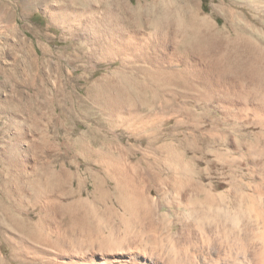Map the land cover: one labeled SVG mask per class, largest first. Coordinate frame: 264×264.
<instances>
[{
  "label": "rangeland",
  "instance_id": "1",
  "mask_svg": "<svg viewBox=\"0 0 264 264\" xmlns=\"http://www.w3.org/2000/svg\"><path fill=\"white\" fill-rule=\"evenodd\" d=\"M114 2L105 6L101 0H0V69L12 65L16 48L10 47L9 38L22 39V46L17 47L30 49L37 58V77H32L33 68L26 62L20 70L21 82L11 70L7 74L0 70V99L17 87L26 93L43 89L42 102L29 99L19 105L27 115L16 122L17 127L28 129H23L27 134L18 144L31 156H23L13 171L6 167L4 159L8 160L9 153L5 148L17 143L18 132L11 142L2 130L17 119L0 110V202L38 234L33 237L18 231L0 209L1 264H98L102 260L108 264H264V77L255 81L238 70L223 74L195 46H188L185 54L178 48L179 26L189 17L218 29L249 26L264 38V0ZM126 5L132 12L124 9ZM227 12L233 14L231 24L226 21ZM153 20L158 25H152ZM5 26H16V35L7 34ZM47 49L54 51L52 55L47 56ZM24 54L17 53L20 58ZM131 67L171 77L165 86L158 82L142 103L137 100L140 92L128 83L146 80L131 72ZM111 73L126 93L123 125L108 130L100 120L104 118L102 96H97L99 100L91 91L101 90L105 84L101 77ZM98 82L103 85L99 87ZM33 112L40 126L49 130L54 121L62 122L69 132V146L56 140L52 147L28 153L27 140L37 137L31 129ZM108 131H113L115 141L109 155L102 149ZM78 140L99 152L102 160L87 161ZM150 143L159 148H148ZM165 143L170 148L160 147ZM65 154L72 156L73 163L66 162ZM50 157L55 170L40 167L33 175L36 161L40 159L39 166L46 167ZM59 164L67 165L70 174L60 173L63 176L58 178ZM109 165L113 168L109 171L124 174L125 185L131 187L121 191L122 196L126 194L124 199L129 197L127 201L121 197L120 201L115 179L105 175ZM93 173L104 179L105 201L93 187ZM13 177L22 182L15 183ZM64 178L69 188L60 187ZM31 179L39 180L35 200ZM60 188L73 189L72 197L65 199L61 194L65 190ZM9 189L13 190L11 199L4 195ZM77 198L97 208L95 219L103 226L115 227L123 238L120 248L102 250L79 230H71L58 202Z\"/></svg>",
  "mask_w": 264,
  "mask_h": 264
},
{
  "label": "bare ground",
  "instance_id": "2",
  "mask_svg": "<svg viewBox=\"0 0 264 264\" xmlns=\"http://www.w3.org/2000/svg\"><path fill=\"white\" fill-rule=\"evenodd\" d=\"M105 6L112 4L115 0H101ZM115 3V2H114ZM127 12H132V9H130L127 5L124 8ZM225 9V8H224ZM167 8L164 7L163 12H166ZM138 13V12H137ZM136 13V15H137ZM140 14V13H138ZM133 15V13H132ZM135 15V14H134ZM133 15V16H134ZM141 16V14H140ZM139 17V16H137ZM140 18V17H139ZM139 18L136 20L137 22H141L139 20ZM68 20V19H67ZM233 20V14L230 12H227V16H226V21L227 23L231 24ZM80 21V20H79ZM134 21V19H133ZM135 21V22H136ZM72 22V21H71ZM206 21H202L201 19L196 20L193 17H189L188 20L181 24L180 30H181V35H180V40H179V52L185 54L186 51L188 50V46H195V50L201 54L202 56H206L209 57L211 59V62L213 65L218 66L219 67V72L221 73H233V71H237L243 73L244 75L247 74V77H251L253 78L255 81H258V78L260 79V77H264V47L262 45H264V38H259L257 36V32L254 28L249 27V26H228L226 29H218L215 26H213L212 24L206 22ZM75 23V22H74ZM79 24V23H78ZM137 24V23H136ZM152 25H158L157 21H152L151 22ZM138 25V24H137ZM132 26V25H131ZM97 27V26H96ZM151 27H157V26H151ZM106 28V27H105ZM104 28V29H105ZM100 29V28H99ZM75 30V29H74ZM179 29L177 28V31ZM98 31V30H97ZM97 34V33H96ZM110 34V33H109ZM99 35V34H98ZM94 36V34H93ZM113 36V35H112ZM115 36V35H114ZM262 36V35H261ZM98 39V38H97ZM101 39V38H100ZM102 42V41H101ZM98 43V42H97ZM127 46V45H126ZM135 46V45H134ZM123 47V46H122ZM121 47V49H123ZM97 48V47H96ZM129 48V47H128ZM193 48V47H192ZM120 49V50H121ZM133 49V47H132ZM98 50V49H97ZM135 50V49H134ZM108 51V50H107ZM111 52H115V49H110ZM119 51V50H118ZM117 51V52H118ZM125 51V50H123ZM123 51L121 50V52L123 53ZM120 52V53H121ZM130 53L132 51H129ZM188 52V51H187ZM101 53V52H100ZM110 53V52H109ZM136 53V52H135ZM134 53V54H135ZM91 54V53H90ZM88 54V55H90ZM103 54V53H102ZM112 54V53H111ZM119 55V54H118ZM131 55V54H130ZM188 55V54H187ZM107 56V55H106ZM133 56V55H132ZM140 56V55H139ZM105 57V56H104ZM122 57V56H121ZM134 57V56H133ZM132 57V58H133ZM137 57V56H136ZM118 58V57H116ZM130 58V57H129ZM119 59V58H118ZM132 62V61H131ZM211 65V66H213ZM214 67V68H215ZM123 68V67H122ZM131 72H134L135 74H142L144 76V79L146 80V82H133L132 83H128V85L132 88H134V90L139 91V98H137V100L139 99L140 102H146V98L148 96H150L151 94H153V88L156 87L157 85H159L161 83V85L165 86L164 84L167 83V77H171L170 75H166L165 72H156L155 70H140L137 67H131ZM217 69V68H216ZM183 70V69H182ZM128 71V70H127ZM142 71V72H141ZM118 72V71H116ZM122 74V73H121ZM134 74V75H135ZM129 75V74H128ZM112 76V75H111ZM124 76V75H123ZM124 78V77H123ZM126 78V77H125ZM130 80V79H129ZM124 81V80H123ZM131 81V80H130ZM128 82V80L126 81ZM159 82V84H158ZM112 83V82H111ZM125 83V81H124ZM254 83H258V82H254ZM99 87H101L103 84L98 82L96 83ZM102 84V85H101ZM126 85V84H125ZM160 85V86H161ZM257 85V84H256ZM98 87V88H99ZM126 87V86H125ZM102 88V87H101ZM90 90V89H89ZM92 90V89H91ZM126 90V89H125ZM92 91H94L92 93ZM91 91V95H95L96 97L100 96V92L101 90L98 89H94ZM122 92V91H121ZM129 96V95H128ZM153 96V95H152ZM91 97V96H90ZM97 97V98H98ZM96 98V99H97ZM102 98V97H101ZM99 99V98H98ZM97 99V100H98ZM142 99V100H141ZM93 100V99H92ZM100 100V99H99ZM134 100H132L131 102H133ZM99 103V102H98ZM49 106V105H48ZM29 109H27L28 111L30 110L31 107V103L29 106H26ZM18 109V108H17ZM24 109V106H23ZM27 113V112H26ZM34 113V112H33ZM65 113L67 114L68 111L66 110ZM114 117V116H113ZM64 118L67 120L68 119V115L64 116ZM38 116L35 114L31 115V129L33 131L34 134L37 135V137H30L27 140V144H28V148H27V152L30 153L29 151H33V152H37V151H43V148H45L46 146H50L54 144L55 145V141L59 140V142H62L65 145H68L69 141L67 138V135L69 134L67 127L65 125H62V122L60 124V121L57 120V122L54 121V125L51 126V130H49L47 127H41L39 122H38ZM24 120V119H23ZM21 121V120H20ZM27 122V121H25ZM30 122V121H29ZM20 124V123H19ZM49 130V131H48ZM61 131H63V134L60 136H58L57 133H60ZM52 133L51 136L48 135L49 133ZM54 132V133H53ZM18 134L20 135L17 139V143H10V145L6 146L5 151L8 152L9 154L6 155L8 156V160H5L6 163V167L8 169H12L11 171H13L14 167H18L19 164L21 163L20 160L23 159V156L28 159L31 154H27L25 153L26 150H23V148L21 147V145L18 144V142H20V139L26 135L27 133H25L23 131V129L20 127V129L18 130ZM55 136H54V135ZM53 135V136H52ZM99 141V140H98ZM51 143V144H50ZM74 144V143H73ZM69 146V145H68ZM57 147V146H56ZM47 148V147H46ZM78 148L81 151H85V159L89 162H95L98 159L103 158V156L100 155L99 152L95 151V150H91L90 148L87 146V144L85 142H83L82 140H78ZM68 150H70V148L68 147ZM55 151V150H54ZM57 151V150H56ZM55 151V152H56ZM47 152V151H46ZM88 152H91L92 154L89 156ZM54 153V152H53ZM58 153V152H57ZM66 153H68L66 151ZM14 154V156H13ZM55 154V153H54ZM59 154V153H58ZM69 154V153H68ZM68 154L63 155V157L65 158L67 163H73L71 160L72 156H69ZM99 154V155H98ZM5 156V155H4ZM41 156V155H40ZM48 156V155H47ZM57 156V155H56ZM45 157V155L43 156ZM43 157L41 159H43ZM75 157V156H74ZM96 157V159L94 158ZM102 157V158H101ZM109 158H111V156H108ZM108 158V159H109ZM49 160H47L48 162V166L43 167L42 165L39 166L38 164V159L35 163V165L33 166V175H36L39 172V168L42 167V169L46 168L47 170H55L52 166V163L54 161V159H52L51 157L49 158ZM59 159V155L58 157L55 158V160ZM107 159V158H106ZM45 161V160H44ZM65 163V162H63ZM4 164V163H3ZM22 164V163H21ZM111 164V163H110ZM115 164V163H114ZM18 165V166H17ZM60 165V164H59ZM112 166H107L106 168V176L109 177V179L112 178V180H114V189L117 192L118 191V196L119 198L121 197L122 200L124 199V194L123 196L121 195V191H123L121 189V187H123V185H125V181L126 179L123 180L121 175L116 176L114 175L115 173H113L114 171L111 169ZM22 168V167H21ZM20 168V169H21ZM59 168V167H58ZM8 170V171H10ZM17 170V169H15ZM49 170V171H50ZM110 170V171H109ZM45 171V170H44ZM19 173V171H17ZM53 172V171H50ZM49 172V173H50ZM17 173V174H18ZM22 173V171H21ZM18 174L19 177H23L22 174ZM42 173H44L42 171ZM48 175V171L46 172ZM45 173V174H46ZM56 173V172H55ZM58 178H60V173H62L63 175H69V169L67 168V165H60V169H58L57 172ZM113 173V174H112ZM117 173V172H116ZM118 173H120L118 171ZM117 173V174H118ZM41 174V173H39ZM54 174V173H52ZM32 175V176H33ZM61 175V177L63 176ZM65 175V176H66ZM26 176V175H25ZM24 176V177H25ZM28 176V175H27ZM30 176V177H32ZM42 176V175H39ZM38 176V177H39ZM49 176V175H48ZM54 176V175H52ZM50 176V177H52ZM64 176V177H65ZM18 177V176H17ZM29 177V178H30ZM47 176L45 175V178ZM107 177V178H108ZM124 177V176H123ZM16 178V176H15ZM13 177V179H15ZM19 179H15L16 182L15 183H21L22 181H20ZM33 178V177H32ZM37 178V177H36ZM67 179V176L65 177ZM61 180L60 182V187H65V185L67 186V183L69 182V180ZM93 181H95V191L96 193H98V197L100 200L105 201L106 198V191H103L105 189H102V187H104V179L93 173ZM12 179V181H13ZM25 179V178H24ZM28 179V177H27ZM51 179V178H50ZM26 180V179H25ZM30 180V179H29ZM41 180V179H40ZM44 180V179H43ZM57 180V179H56ZM111 180V181H112ZM128 181V180H127ZM11 182V181H10ZM31 184H33V188H34V200L37 197V192L39 191V188H37V184L39 183V180H32L31 179ZM42 182V181H41ZM48 182H50V180H48ZM54 182V181H53ZM81 182V181H80ZM14 183V184H15ZM26 183L27 186L29 185L27 182H23ZM12 184V183H11ZM12 184V185H14ZM25 184V185H26ZM44 184H48L46 181H44ZM53 183H50V185ZM70 184V183H69ZM68 184V185H69ZM7 185V184H6ZM16 185V184H15ZM14 185V188H15ZM36 185V186H35ZM23 186V185H22ZM43 186V184H42ZM71 186V185H70ZM10 187V186H9ZM38 187H40L38 185ZM59 187V186H58ZM4 188V187H3ZM11 188V187H10ZM17 188V187H16ZM51 188V187H50ZM65 188H69V186L65 187ZM65 188L63 190H65ZM71 188V187H70ZM112 188V187H111ZM12 189V188H11ZM20 189V188H18ZM24 189V188H23ZM8 190V189H6ZM10 190V189H9ZM22 190V189H21ZM20 190V191H21ZM32 190V189H31ZM63 190L60 191L62 192ZM125 190V189H124ZM13 191V190H12ZM11 190L8 193H5L4 195L6 197H13V192ZM59 191V193H61ZM6 192V191H5ZM106 192V193H105ZM74 191L73 189H66L65 191H63L61 194H63V196L65 197V199H68L70 197H72ZM127 193V192H126ZM17 195V194H16ZM126 195V194H125ZM135 195V194H133ZM129 195L126 196V198ZM132 198V195H130ZM3 197V196H2ZM15 197V196H14ZM63 197V198H64ZM5 198V197H4ZM61 198V196L59 197ZM81 198V197H80ZM77 198L74 201L68 202V203H63L62 202V198L60 199L61 201L58 202V207H59V211L61 212V214L63 215V217H65L67 219V223L69 225V227L71 228V230H79L81 232V234L89 241V243L91 244H97V248H101L102 250L106 249H117L121 247V241L123 240V238H120V234L117 233L115 227L111 224H106V226H103V223L99 221V219H95V216L97 214V208L91 207V205L88 203V200L86 201V199H80ZM120 198V201H122ZM129 198V197H128ZM127 198V200H128ZM33 199V198H32ZM98 199V198H97ZM126 200V199H124ZM126 200V201H127ZM130 200V199H129ZM11 201V200H9ZM8 201V203H10ZM3 202V200H2ZM7 202V201H6ZM101 202V201H100ZM130 202V201H129ZM34 203V201L32 202ZM36 203V202H35ZM134 203V202H133ZM131 204V202H130ZM130 204H128L130 206ZM6 205V204H5ZM4 204H2L0 202V209L2 211V214L5 215L6 220H8V223L10 222L12 225L14 226L15 229H17L20 232H25L30 236L33 237H38L36 235V231L34 230H29V228H27L24 223L22 222V220H20L21 218H17V214L13 215L10 211H8L7 207ZM39 205V204H38ZM7 206V205H6ZM10 206V205H9ZM16 206V204H15ZM21 206V204H20ZM24 206V205H23ZM32 206V205H31ZM43 206V205H42ZM46 206V205H45ZM18 207V205H17ZM44 208V207H43ZM10 209V208H9ZM13 209V208H12ZM11 209V210H12ZM22 209V207H21ZM45 209V208H44ZM108 209V207H107ZM105 209V210H107ZM48 211V210H47ZM22 212V211H21ZM1 217V216H0ZM3 217V216H2ZM19 217V216H18ZM4 218V217H3ZM3 221V219H2ZM2 229V228H1ZM122 239V240H121ZM52 246V245H51ZM13 247V246H12ZM18 249V248H17ZM16 249V250H17ZM101 249H99L101 251ZM125 249V248H124ZM12 251V250H11ZM121 251V249L119 250ZM121 254V253H120ZM119 258L121 256H118ZM3 261L0 259V264ZM109 262L106 260H102L100 261L98 264H108Z\"/></svg>",
  "mask_w": 264,
  "mask_h": 264
},
{
  "label": "crops",
  "instance_id": "3",
  "mask_svg": "<svg viewBox=\"0 0 264 264\" xmlns=\"http://www.w3.org/2000/svg\"><path fill=\"white\" fill-rule=\"evenodd\" d=\"M4 30L7 32V34L9 32V35L11 36V35H16V31L18 29L16 28V26H5ZM22 44H23L22 39L16 38L15 40H12L9 38L10 47L16 48L15 50L14 49L12 50L14 53L12 65L4 67V68H2V70L0 69L1 72H5L4 74H7L8 71L11 70V72H13L14 74H16L18 76L17 77L18 81H20L18 78H20L19 75L21 72L20 70L22 69V64H25V62L28 64L29 69H31V67L33 68L31 70L32 77H37V72L35 71V69L37 68V66L35 65V59H37V58L31 53L30 49H27L26 51H24L23 49L17 47V46L21 47ZM19 51L24 52L26 55L24 54V55H22L24 57L20 58L17 55V53ZM46 51H47L46 52L47 56L52 55V53L54 52L52 49L51 50L47 49ZM50 57H53V56H49L48 58H50ZM30 62H31L32 66H29ZM4 74L1 75L3 77V79H4ZM10 77L13 78V76H10ZM57 77H59V75H57ZM101 78L104 79L105 84H104V87H102L101 91H100L101 96H102V98H101L102 100L100 103L102 104V107H103L102 108L103 110H101V111L103 114L102 117H104L103 119H100V120L105 121V126L108 128V130H110V128H114V127L115 128H118L120 126L122 127V125H123V110H124V103H125L124 95L126 93V90L122 86H118V83H116L117 81H115L113 79V78H115L114 73L107 75L105 78L104 77H101ZM33 79H35V78H33ZM112 84H114V85H112ZM2 86H0V89ZM20 90L17 87L16 89L13 90L12 94L7 95L6 97L4 96L0 99V110H2L4 112L6 111L5 112L7 114L6 117L12 118V119L13 118L17 119V120L13 119L11 122L6 123L5 128H3V130H2L3 132H6L9 134V136H10L9 140L11 142H14L13 138L16 136L15 134L19 130L16 122L19 119H22V117H25L27 115L24 112V110L20 109L19 105L20 104L24 105L25 102H27L29 99L32 100V101L29 100L32 103L36 99L38 101L42 102L40 97H41V94L43 93V89H40L42 92H38L35 88H33L31 92L27 91V93L24 92V90H21L22 91V93H21V92H19ZM55 91H57V90H55ZM29 105H30V102H28L26 104V106H29ZM32 114H34V113H31L30 116ZM10 128H12L11 132H10ZM23 129L26 131L28 129V127L24 125ZM108 133L109 134L107 135L106 140H105V147L102 148L106 151L107 155H109V153L113 151L114 148H113L112 144L115 143V141L113 140L114 138L112 137L113 135H111V134H113V131H108ZM19 136L20 135L17 133V136L15 137L16 141H17ZM149 147L153 148V149L159 148V147H156V145L154 143L153 144L150 143L148 148ZM160 147L167 149V148H170V144L165 143L164 145H162ZM123 148H124V146L121 147V150H123ZM121 189L122 190H124V189L125 190H131V187L129 185H123V187H121ZM132 189H134V187Z\"/></svg>",
  "mask_w": 264,
  "mask_h": 264
}]
</instances>
